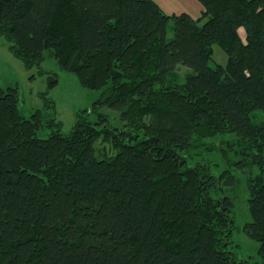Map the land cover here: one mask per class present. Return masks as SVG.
<instances>
[{
  "label": "trees",
  "instance_id": "1",
  "mask_svg": "<svg viewBox=\"0 0 264 264\" xmlns=\"http://www.w3.org/2000/svg\"><path fill=\"white\" fill-rule=\"evenodd\" d=\"M199 2L194 17L156 0H0V34L26 66L52 52L104 93L63 132L0 86V264H264V0ZM215 44L226 64L211 65ZM225 132L257 259L233 250L236 175L190 162L197 139Z\"/></svg>",
  "mask_w": 264,
  "mask_h": 264
},
{
  "label": "rangeland",
  "instance_id": "2",
  "mask_svg": "<svg viewBox=\"0 0 264 264\" xmlns=\"http://www.w3.org/2000/svg\"><path fill=\"white\" fill-rule=\"evenodd\" d=\"M169 15L189 12L198 17L201 14L199 0H156ZM174 35V22L170 21L168 37ZM12 42L6 34H0V86L7 88L17 85L20 93V110L24 116H31L36 111H41L45 119H54L59 123L63 132H70L75 126L83 110L92 109L96 100L103 97L101 90L88 89L81 85L77 75L62 69L55 55L46 52L43 59L26 66L24 61L16 56L11 49ZM228 56L221 46L214 45L211 65L216 63L226 64ZM189 70L180 66L171 76V82L183 81ZM192 71V69H190ZM57 80V84L50 86V81ZM111 118L112 126H123L120 114L105 111ZM261 114V111H256ZM90 117L95 115L91 112ZM254 121L260 123L256 115ZM51 127L40 131L41 136H48ZM237 135L231 132L199 138L196 146L191 150V163L208 162L214 174H221L230 169L237 177L234 186L227 187L226 192L235 202L236 224L233 232L234 251L238 258L257 259L259 243L245 233V224L251 219L249 197L251 190L248 186V176L239 170L233 163L239 156L237 154Z\"/></svg>",
  "mask_w": 264,
  "mask_h": 264
}]
</instances>
